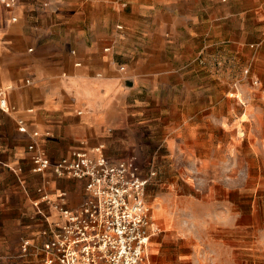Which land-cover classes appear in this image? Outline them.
I'll return each instance as SVG.
<instances>
[{"label": "crops", "instance_id": "obj_1", "mask_svg": "<svg viewBox=\"0 0 264 264\" xmlns=\"http://www.w3.org/2000/svg\"><path fill=\"white\" fill-rule=\"evenodd\" d=\"M42 2L19 0L9 9L0 1V88L9 87L15 107L0 108V210L19 211L6 223L10 250L2 264L11 262L7 257L24 238L41 240L47 220L62 219L53 204L62 191L71 208L86 195L85 179L34 172L32 142L53 161L79 148L101 147L111 162L129 157L119 147L152 138V94L159 103L163 85L188 76L189 67L199 80L195 55L203 41L211 51L219 49V16L237 11L243 24L255 26L256 39L264 34V0ZM225 37L221 45L231 57L241 58L253 41ZM20 120L29 133L20 131ZM164 130L162 140L168 141L169 126Z\"/></svg>", "mask_w": 264, "mask_h": 264}, {"label": "rangeland", "instance_id": "obj_2", "mask_svg": "<svg viewBox=\"0 0 264 264\" xmlns=\"http://www.w3.org/2000/svg\"><path fill=\"white\" fill-rule=\"evenodd\" d=\"M217 19L219 49L207 40L195 55L199 80L189 67L163 85L159 103L152 94V138L118 149L149 177L158 228L144 264H264V34L256 39L237 11ZM226 33L253 38L241 58L223 51ZM18 214L0 210V264L10 250L6 223Z\"/></svg>", "mask_w": 264, "mask_h": 264}, {"label": "built area", "instance_id": "obj_3", "mask_svg": "<svg viewBox=\"0 0 264 264\" xmlns=\"http://www.w3.org/2000/svg\"><path fill=\"white\" fill-rule=\"evenodd\" d=\"M0 1L11 9L19 0ZM42 1L43 6L49 5L50 0ZM8 90L0 88V108L4 111L15 108L9 102ZM19 129L29 133L23 120ZM32 135L38 137L39 132ZM29 149L34 172L51 169L58 176L85 179L86 195L71 208L67 206V193L62 191L60 200L53 203L62 219L47 220L41 240L24 238L19 251L7 257L9 264H31L34 260L37 264L145 263L156 227L145 193L149 177L142 174L135 156L111 162L101 147L79 148L71 156L53 161L36 141Z\"/></svg>", "mask_w": 264, "mask_h": 264}, {"label": "bare ground", "instance_id": "obj_4", "mask_svg": "<svg viewBox=\"0 0 264 264\" xmlns=\"http://www.w3.org/2000/svg\"><path fill=\"white\" fill-rule=\"evenodd\" d=\"M156 228H158V227H156Z\"/></svg>", "mask_w": 264, "mask_h": 264}]
</instances>
